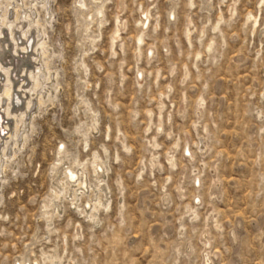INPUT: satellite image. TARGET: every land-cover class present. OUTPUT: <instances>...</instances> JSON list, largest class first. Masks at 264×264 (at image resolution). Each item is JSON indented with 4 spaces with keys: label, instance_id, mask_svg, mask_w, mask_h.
Returning <instances> with one entry per match:
<instances>
[{
    "label": "rangeland",
    "instance_id": "374dc122",
    "mask_svg": "<svg viewBox=\"0 0 264 264\" xmlns=\"http://www.w3.org/2000/svg\"><path fill=\"white\" fill-rule=\"evenodd\" d=\"M20 1L10 76L31 88L40 40L51 80L18 103L0 264H264V0Z\"/></svg>",
    "mask_w": 264,
    "mask_h": 264
},
{
    "label": "bare ground",
    "instance_id": "6f19581e",
    "mask_svg": "<svg viewBox=\"0 0 264 264\" xmlns=\"http://www.w3.org/2000/svg\"><path fill=\"white\" fill-rule=\"evenodd\" d=\"M14 1L16 2V1H20V0H10V2L15 3ZM36 1H38V0H36ZM90 1H93V3L97 2V0H90ZM40 2H42V0ZM80 3H81V6H83V7L85 6V8H86V0H80ZM11 4L12 3H10V5ZM39 4L41 5V3H39ZM42 4H43V8L46 10V12H48V14H50L49 10H48V6H50L49 0H44L42 2ZM34 5H35V2H34ZM94 5L96 6V8L93 10V13H87L86 14L87 15L86 17H88L90 22L95 21L96 20L95 18L97 16L103 15V11L101 8L102 5L100 3H98V4L95 3ZM12 8H16V7H12ZM17 8H18V6H17ZM20 8H22V7L20 6ZM36 8H35V10H36ZM31 10L32 9H30V11H28V9H25L24 12H21V10H19V11L17 10V14L15 16L16 18L14 21H12L10 19V17L8 18V13L6 12V14L3 16V21H2L3 23H0V72H2L3 74H5L7 76V79L5 81H2V79H1L2 76L0 75V150H2V152H3V155L0 156V180L2 179L1 176L4 172V167H2V165L4 164L3 163L4 159L6 158V160H7V155H6L7 151L10 148L12 150V149H16L17 147H19L18 144H19L20 138L22 139L25 136H27L26 133L22 134V135H21V133H22V131L27 129L26 125L31 120V117H30L31 115L29 114L28 111L31 110L33 102L31 100H28V103H27L26 108L24 110L19 107L18 103L21 101L22 96H24L26 98V96H28V93L30 95L31 93L39 90L41 86L47 84V81L51 80V78L47 76L48 73L46 74L49 67H47V65H46V69L44 67V69H45V71H44L42 64L39 65V62H38L40 54L37 52H38L39 48H40V51H42V53H43L42 54L43 57L47 55V50H46L47 43L41 42L40 40L38 42H35V45L33 48L35 51L34 52L35 54H32V57H30L31 59H33L35 61V67L33 68V70H31V71L29 70L30 71L29 76L33 81L31 88L30 89L25 88L24 79H23L24 82L21 84L19 81L15 80L16 78L14 79V78H11V76H10L14 71L19 69V67H20L19 64L21 62L20 56L23 57V55H28L29 49H30V44L28 43L29 42L28 40H30L31 36L35 34L34 33V27L39 25V21L35 22L33 17L30 15ZM9 15H10V12H9ZM1 18H2V16H1ZM6 29L10 32V36H11L10 40L11 41L10 40L9 41H3V39H2L6 35V33H5ZM18 35H20V38H17ZM38 37H39V35H38ZM23 38L26 41H25V43L20 45V40H22ZM139 40L142 41V38H140ZM9 52L13 53V54L12 53L11 54H12V56L14 55L13 56L14 60H12L11 63L8 62L9 64H5V61H6L5 58L8 57ZM24 60H28V58L24 59ZM33 60H31V61H33ZM24 63H26V62H24ZM23 66H24V64H23ZM29 67L32 68L31 66H29ZM27 72L25 71V73H27ZM3 77H4V75H3ZM25 77H26V75H25ZM41 78H43V80H41ZM41 81H43V82H41ZM30 99H31V97H30ZM68 175H67V179L69 178V179H71V181L77 179V182L80 186V189L82 186H84L83 181L79 180V177L75 171H72V170L69 171ZM45 207L48 208L47 205H45Z\"/></svg>",
    "mask_w": 264,
    "mask_h": 264
}]
</instances>
